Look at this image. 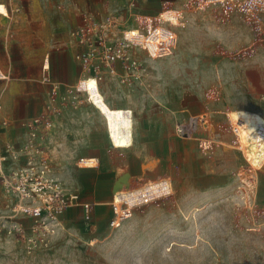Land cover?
Returning <instances> with one entry per match:
<instances>
[{"label": "rangeland", "instance_id": "obj_1", "mask_svg": "<svg viewBox=\"0 0 264 264\" xmlns=\"http://www.w3.org/2000/svg\"><path fill=\"white\" fill-rule=\"evenodd\" d=\"M189 1L20 0L19 13L0 15V69L12 75L0 82L3 108L37 115L50 95L40 80L42 58L60 59L61 77L52 69L51 79L67 102L52 131V165L98 216L86 223L82 208L68 211L49 245L31 251L21 236L0 233V264H264V169L242 158L227 118L239 109L264 116V53L239 52L252 39L243 16L213 10L200 27L188 20L179 57L147 61L150 88L124 90L104 79L88 100L75 87L80 71L72 53L57 51L76 11L97 15L133 4L139 14L156 15ZM84 157L100 163L80 166ZM166 178L171 193L109 226L115 192ZM7 205L0 185V222Z\"/></svg>", "mask_w": 264, "mask_h": 264}, {"label": "built area", "instance_id": "obj_2", "mask_svg": "<svg viewBox=\"0 0 264 264\" xmlns=\"http://www.w3.org/2000/svg\"><path fill=\"white\" fill-rule=\"evenodd\" d=\"M19 2L4 0L8 13L18 12ZM213 10H219L226 18L243 16L252 39L240 53L245 56L264 53V0H190L181 9L165 10L156 15L139 14L133 4L105 14L81 13V22L70 32L78 50L75 60L86 76L94 77L100 84L104 79H115L124 90L134 84L150 88L147 61L178 58L180 30L185 29L188 20L200 27L201 19L206 21L205 15ZM221 49L217 48V52H222ZM45 64L44 72L49 69ZM10 77V72L0 69V81H8ZM43 80L50 82L45 73ZM66 102L67 95L61 92L60 85L52 84L43 110L18 122L24 130L22 142H7L0 146V185L8 200L0 233L21 236L29 251L49 245L51 236L63 228L62 219L70 210L82 208L86 223L98 219L95 204L80 202L79 195L66 189L52 165V131ZM122 112L134 119L133 110ZM9 126L8 120L0 119V133ZM99 163V158L79 160V165L87 168H97ZM153 185L128 192V195L136 196L132 200L124 197L118 204L110 203L115 216L109 226L118 227L121 221L132 216L133 208L148 204L161 195ZM123 205L125 209H122Z\"/></svg>", "mask_w": 264, "mask_h": 264}, {"label": "bare ground", "instance_id": "obj_3", "mask_svg": "<svg viewBox=\"0 0 264 264\" xmlns=\"http://www.w3.org/2000/svg\"><path fill=\"white\" fill-rule=\"evenodd\" d=\"M0 15L9 16L8 10L4 3H0ZM97 84L101 85L94 77L89 78L88 76L84 75L81 78V83L77 81L75 87L78 88V91L82 92L88 100L89 96L91 95V92L94 90ZM227 118H228L229 126L234 132V136H233V140L235 141L234 146L242 154L243 156L242 158H244L245 161L256 170V172L257 171L260 172L261 170L264 169V116L257 111L248 110V109H239L235 111H229L227 113ZM87 163L88 165H92L90 162ZM163 180L165 181L162 183L160 182L161 184H154L153 185L154 189H156L157 192H159L160 194H166V193L169 194V192L171 193L172 185L169 184L170 183V181H168L169 178ZM148 184H144V185L147 186ZM144 185L141 184V186L139 185L140 187L138 188L141 189L143 188ZM135 191H136V187H135ZM127 193L128 190L115 192L112 196L111 203L114 201L115 203L118 204L119 202L122 201L124 197L127 200L129 199L132 200V198L134 199L136 197V196L132 197ZM104 204L105 203H101L98 205L102 206Z\"/></svg>", "mask_w": 264, "mask_h": 264}, {"label": "crops", "instance_id": "obj_4", "mask_svg": "<svg viewBox=\"0 0 264 264\" xmlns=\"http://www.w3.org/2000/svg\"><path fill=\"white\" fill-rule=\"evenodd\" d=\"M19 12L20 11L15 12V13L17 14ZM15 13H12V15H14ZM81 13H84V12H80V14H79V12L76 11L75 14H74V16L76 17L75 18L76 21H74V23L71 25V27L69 29L68 39L63 44L64 48H62V49L60 47L57 48V51L60 54H62L63 51L67 52V53H69V52L72 53L73 64L75 65V68L78 67L79 71H80L78 77L76 78V83H77V81L79 82L81 80V78L84 75H86V73L83 71V69L80 66V64L75 60V55H76L78 50L75 48V46L72 43L70 32L77 24H79L81 22ZM61 47H62V45H61ZM47 59H48V63H46V64L48 65L49 69L46 72H44L43 71V67H44V64H45V60H47ZM52 69H54L55 72H58L57 76L59 75V77H61L62 68H61L60 59H58V62L56 61L54 63V62H52L51 54L47 53V54H45L43 56L42 61H41L40 80H41L42 84H46V85L48 84L50 86V91H51V85L52 84L60 85V83H55V82L52 81V79H51ZM44 73L47 75V77L49 78L50 82H44V80H43ZM10 75H11V73H10ZM11 79H12V75H11V77H10V79L8 81H0V82H9V81H11ZM61 92L63 94H65V92L62 89H61ZM121 93L123 94L124 90H122ZM47 101L44 103V105L42 107V110H43L45 104L47 103ZM0 104H1V107H2L1 110H0V119H6V120H8L10 122V126L8 128H6V129L2 130V132L0 133V146L4 145L7 142H14V143H19L20 144L22 142L23 138H24V135H23L24 134V130H22L19 127L18 122H20V121H22L24 119L33 117V116L25 117V115H26L25 112H15L13 115L8 114V113L5 112V110L3 108V103L1 101H0ZM34 116H36V115H34ZM58 119L56 120V122L58 121ZM53 142H54V140H53ZM84 158H95V157H84Z\"/></svg>", "mask_w": 264, "mask_h": 264}]
</instances>
